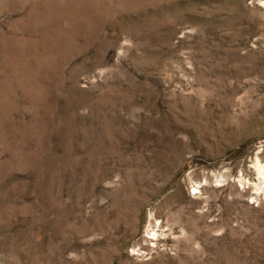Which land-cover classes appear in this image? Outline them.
Returning a JSON list of instances; mask_svg holds the SVG:
<instances>
[{"label":"rangeland","instance_id":"374dc122","mask_svg":"<svg viewBox=\"0 0 264 264\" xmlns=\"http://www.w3.org/2000/svg\"><path fill=\"white\" fill-rule=\"evenodd\" d=\"M0 264H264V0H0Z\"/></svg>","mask_w":264,"mask_h":264}]
</instances>
